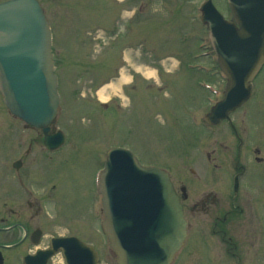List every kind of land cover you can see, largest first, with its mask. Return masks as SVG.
Returning a JSON list of instances; mask_svg holds the SVG:
<instances>
[{"label": "rangeland", "instance_id": "rangeland-1", "mask_svg": "<svg viewBox=\"0 0 264 264\" xmlns=\"http://www.w3.org/2000/svg\"><path fill=\"white\" fill-rule=\"evenodd\" d=\"M40 1L53 27L61 93L57 128L65 133L67 143L51 155L50 163L56 169H47L58 177L60 190L65 192L75 184L81 186L84 196L91 197L94 174L102 166L103 154L115 145H125L142 164L165 167L178 190L184 185L192 197L209 191L222 206L231 199L236 206L232 175L239 172L235 169L237 160L244 163L245 150L236 145L228 122L204 129L196 118V111L208 104L207 91L199 81L206 77L219 91L223 86L221 73H209L215 70V55L199 21V6L205 0H105L107 7H102L103 0ZM226 1L215 0V5L230 18ZM173 58L179 59L177 69L178 62L175 64ZM143 64L152 71L158 67L161 80L150 74L151 79L146 81L139 72L136 74ZM122 69L135 74L133 82L126 84L129 74L122 75L123 80L113 78ZM256 81L252 100L233 115L240 132L249 121L255 140L264 136L259 134L264 130V70ZM106 85L108 97L103 100L99 90ZM122 86L135 99L133 107L126 106L124 97L126 105L117 108L116 98L123 97ZM13 117L0 94V157L6 156L5 145L10 147L9 162L28 146L33 153L27 161L35 155L47 157L42 152L39 131L23 128L24 123ZM252 142L250 147L257 143ZM207 151H213L212 159H208ZM263 167L254 166L246 176V181L252 179L251 189L261 194L256 197L258 201L264 200ZM191 228L193 238L195 226ZM217 253L220 261L226 251L222 248Z\"/></svg>", "mask_w": 264, "mask_h": 264}, {"label": "water", "instance_id": "water-1", "mask_svg": "<svg viewBox=\"0 0 264 264\" xmlns=\"http://www.w3.org/2000/svg\"><path fill=\"white\" fill-rule=\"evenodd\" d=\"M226 20L209 0L203 21L226 73L224 99L212 107L216 121L250 94V80L264 62V0H228ZM49 22L37 0L0 3V91L10 111L47 133L59 105ZM53 141V142H51ZM64 141L45 137L48 147ZM104 229L119 264H169L187 236L181 200L168 173L143 166L123 147L109 150L100 178Z\"/></svg>", "mask_w": 264, "mask_h": 264}, {"label": "flooded vegetation", "instance_id": "flooded-vegetation-1", "mask_svg": "<svg viewBox=\"0 0 264 264\" xmlns=\"http://www.w3.org/2000/svg\"><path fill=\"white\" fill-rule=\"evenodd\" d=\"M117 108H121L119 102ZM233 114L228 118L229 132L238 148L245 150L244 163L239 164L238 159L235 165L240 173L232 175L239 180L242 190H233L232 198L236 196L238 204L234 206L231 199L222 206L209 191L195 197L187 193L183 206L188 237L170 264H264V200L256 199L261 194L251 189L252 179L246 181L251 168L264 165V136L255 140L256 133L249 121L240 132ZM26 127L39 131L43 137L41 129L23 124ZM259 134H264V130H259ZM252 141L257 143L250 147ZM42 145L47 157L35 155L27 161L33 153L28 146L11 162L7 161L9 145L3 147L6 156L0 157V264H118L101 227V198L93 188L91 197L84 196L81 186L75 184L66 193L61 191L58 177L47 173V169H56L50 163L51 155L63 148L50 150ZM212 152L207 151L208 159H212ZM193 225L195 236L191 238ZM222 248L226 253L219 261L217 250ZM227 255L230 258L224 259Z\"/></svg>", "mask_w": 264, "mask_h": 264}, {"label": "bare ground", "instance_id": "bare-ground-1", "mask_svg": "<svg viewBox=\"0 0 264 264\" xmlns=\"http://www.w3.org/2000/svg\"><path fill=\"white\" fill-rule=\"evenodd\" d=\"M139 70H142V67H138ZM145 73L150 75V74H153L154 72L152 71H149L148 69L146 70L145 69ZM120 80H123V79H120ZM107 86L109 85H106L104 87H102L100 90H99V94H100V97L103 99V100H106V98L108 97V91L106 90L107 89Z\"/></svg>", "mask_w": 264, "mask_h": 264}]
</instances>
